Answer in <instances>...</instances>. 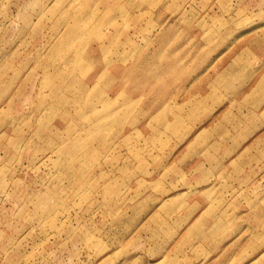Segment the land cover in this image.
I'll use <instances>...</instances> for the list:
<instances>
[{"label": "rangeland", "instance_id": "1", "mask_svg": "<svg viewBox=\"0 0 264 264\" xmlns=\"http://www.w3.org/2000/svg\"><path fill=\"white\" fill-rule=\"evenodd\" d=\"M238 60L264 67V0H0V264H264V212L150 210L207 85L254 122L216 82Z\"/></svg>", "mask_w": 264, "mask_h": 264}, {"label": "crops", "instance_id": "2", "mask_svg": "<svg viewBox=\"0 0 264 264\" xmlns=\"http://www.w3.org/2000/svg\"><path fill=\"white\" fill-rule=\"evenodd\" d=\"M226 67L231 68L230 73L218 75L216 82L231 83L228 88L240 92L237 103L246 111L252 109L249 112L254 114V122L247 116V120L225 116V100L218 101V86L212 85H207L191 107L190 122H179L178 112L174 113V122H166L173 127L175 124V138L179 132L185 133L175 144L174 155L159 169L158 179L167 170L164 185L160 181L158 192L149 188L151 193L160 195L150 210L156 214L164 209L168 215L174 214L169 220L178 228L184 226L179 222L184 210L191 211V221L198 220L203 226L212 225L213 218L217 226H225L230 219L229 224L238 227L263 225L264 67L254 73L246 60ZM199 105L207 112L199 113ZM219 108L223 110L218 111ZM248 210H254L249 223Z\"/></svg>", "mask_w": 264, "mask_h": 264}]
</instances>
